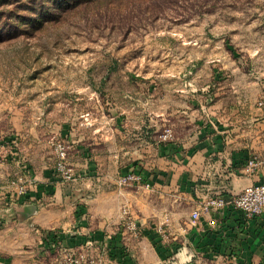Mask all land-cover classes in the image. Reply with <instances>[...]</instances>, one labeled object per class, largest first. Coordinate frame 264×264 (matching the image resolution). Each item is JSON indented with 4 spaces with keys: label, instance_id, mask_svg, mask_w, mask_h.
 I'll use <instances>...</instances> for the list:
<instances>
[{
    "label": "crops",
    "instance_id": "obj_1",
    "mask_svg": "<svg viewBox=\"0 0 264 264\" xmlns=\"http://www.w3.org/2000/svg\"><path fill=\"white\" fill-rule=\"evenodd\" d=\"M182 65L186 81L181 79L177 89L145 97L138 136L106 140L105 133L92 132L72 140L68 163L80 174L76 182L59 179L53 160L36 155L34 144L19 151V138L12 136L11 144L1 140L0 264L45 263L48 253L56 258L67 249L86 252L102 264H160L174 250L182 261L264 264V210L251 219L228 207L202 213L195 222L190 217L205 197L229 199L245 186L264 182V83L247 76L233 91L250 90L252 83L257 92L235 97L223 85L219 59ZM175 94L182 98L178 107ZM164 129L171 138H159ZM37 136L29 138L41 141ZM249 160L257 162L255 169L248 168ZM127 172L138 173L150 188L117 187L118 177ZM20 185L26 186L23 194ZM121 202L149 221L164 209L171 211L178 235L165 243L147 227L139 237L138 230L109 229L118 222ZM134 223L138 227V220Z\"/></svg>",
    "mask_w": 264,
    "mask_h": 264
},
{
    "label": "rangeland",
    "instance_id": "obj_2",
    "mask_svg": "<svg viewBox=\"0 0 264 264\" xmlns=\"http://www.w3.org/2000/svg\"><path fill=\"white\" fill-rule=\"evenodd\" d=\"M199 58L219 59L227 91L252 97V83L250 90H233L247 76L264 83V0H0L3 149L12 136L19 151L34 144L36 155L53 160L54 171L56 142L71 153L79 134L138 136L139 109L150 94L177 89L186 81L183 62ZM173 101L182 104L176 94ZM34 133L41 141L29 138ZM170 212L144 220V212L121 202L109 229L132 232L129 225L138 220V237L143 226L169 243L178 235ZM176 252L160 264H228L222 258L182 261Z\"/></svg>",
    "mask_w": 264,
    "mask_h": 264
},
{
    "label": "built area",
    "instance_id": "obj_3",
    "mask_svg": "<svg viewBox=\"0 0 264 264\" xmlns=\"http://www.w3.org/2000/svg\"><path fill=\"white\" fill-rule=\"evenodd\" d=\"M171 132L169 129H164L159 138L166 140L170 137ZM3 145L0 142V164L5 160L3 154ZM55 164L54 171L56 176L63 182H76L80 178L73 167L68 163L69 146L65 143L56 142L54 144ZM250 170L255 169L257 162L249 160L247 164ZM118 185L135 184L140 188L149 189L150 185L144 182L142 177L136 172H127L122 174L117 179ZM26 186L20 185L18 188L19 193H25ZM228 207L232 212H241L247 219L254 218L260 215L264 210V182H257L245 186L238 193L234 194L231 198L226 199L218 194L203 198L197 206L191 211V221L195 222L202 213L220 210ZM127 214V210H124ZM129 228L137 231L134 224H130ZM38 264H102L98 259L92 257L83 251L64 250L58 257L51 260L49 263Z\"/></svg>",
    "mask_w": 264,
    "mask_h": 264
}]
</instances>
